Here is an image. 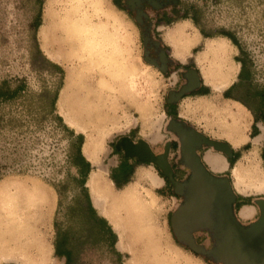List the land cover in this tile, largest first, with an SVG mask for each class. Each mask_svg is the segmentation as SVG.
Returning <instances> with one entry per match:
<instances>
[{
	"label": "rangeland",
	"instance_id": "374dc122",
	"mask_svg": "<svg viewBox=\"0 0 264 264\" xmlns=\"http://www.w3.org/2000/svg\"><path fill=\"white\" fill-rule=\"evenodd\" d=\"M140 5L147 12L138 18L125 7V0H0V82L7 81L10 89L21 85L28 96L42 91L52 95L60 84L61 75L50 63L59 65L64 75L56 103L57 114L76 134H83V144L89 137L102 141L99 157L95 163L90 162L92 170L112 182L116 191L125 186L136 188L139 197L151 204L152 210L147 216L149 239L135 243L127 238L133 236L136 228L133 219L129 222L123 211L117 213L111 209L110 201L105 200L96 207L120 236L121 247L119 238L116 247L121 257L109 246L102 245L85 248L77 264H151L148 260L151 254L168 256L174 260L172 264H222L198 257L177 242L170 217L181 199L172 194L162 179L156 185L151 183L148 173L158 176L152 165H137L128 181L116 186L111 169L117 166L121 155H114L112 148L122 136L130 133L134 140L143 139L154 151L160 150L174 137L166 127L168 109L215 138L226 139V129L234 123L244 126L248 135L252 123L250 115L239 104L225 99L222 91L236 79L240 68L235 61L238 57L252 62L256 81L264 85V0H181L152 10H148L146 2ZM175 9L188 17L174 21ZM39 17L41 24L34 31ZM154 22H157V31L153 28V32L148 29L147 33L142 32L143 26L151 29ZM162 22L169 25L161 27ZM176 22L181 23L175 25ZM101 23H105L103 31ZM220 31L233 34L243 51L225 39H215V33ZM106 32L110 37L103 40ZM157 34L167 39L175 57L182 60L176 70L162 72L156 65L144 61L147 55L143 41L148 36L158 41ZM93 37L102 39L103 51L91 48L87 41ZM196 56L198 62L204 63L201 67L195 65ZM188 66L186 74L190 69L196 72L198 67L209 83L230 71L232 78L224 87L220 83L217 90L209 88L207 95L201 96L200 90L198 94L184 97L172 109L168 106L169 93L180 90L186 79L182 72ZM261 132L256 143L262 139L263 128ZM262 142L263 139L258 145L251 142L250 150L243 152L239 161L244 165L246 176L251 174L249 179L244 177L250 187L255 182L252 177L262 170ZM75 146V138L52 116H46L39 103L29 106L14 100L0 106V189L8 187L7 193L13 195L23 187L33 188L45 196L46 205L37 230L43 228V234L39 233L38 237L44 238L47 244L53 239V215L49 216L53 196L55 203L57 200L49 182L67 181L68 174H74L68 156L75 152ZM241 172V166L233 171L243 179ZM66 187V201H69L77 190L72 189L75 185L69 181ZM241 193L248 201L264 197L252 188H244ZM9 197L6 192H0L1 228L10 225L14 217L8 207ZM6 233L4 230V235ZM197 239L210 245L201 237ZM147 249L159 253H145ZM4 256L1 255L0 264H4ZM55 260L52 257L50 262ZM159 260L160 256L153 263Z\"/></svg>",
	"mask_w": 264,
	"mask_h": 264
},
{
	"label": "trees",
	"instance_id": "16d2710c",
	"mask_svg": "<svg viewBox=\"0 0 264 264\" xmlns=\"http://www.w3.org/2000/svg\"><path fill=\"white\" fill-rule=\"evenodd\" d=\"M181 18L185 17L182 16L179 19ZM40 24L39 17L34 24V31H36ZM215 34L230 38L235 46L240 51H243V47L238 45L237 39L233 34L224 31ZM235 61L241 64L237 81L226 89L223 95L226 98H235L250 110L254 117V124L252 125L250 134L253 137L258 134L256 123L259 121L264 123V85L256 81L252 62H247L241 57L235 58ZM50 64L61 75L60 84L52 95L48 91H42L35 96H28L23 93L21 85L10 89L9 83L4 80L0 82V106L14 100H19L21 105L28 104L29 106L39 103L43 113L46 116H52L76 140L75 152L68 156V163L74 169V174L69 173L66 177L67 181L49 182L57 194V206L53 220L54 256L58 259H64V264H77L79 255L85 248H99L102 245H107L113 253L121 257L119 253L115 252L117 235L108 220L99 214L93 206L89 190L86 186L92 166L82 153L84 136L81 133L76 134L73 129L63 122L62 117L57 114L56 103L62 88L64 73L59 65ZM249 147L250 144H246L242 147V150H246ZM112 153L114 155H121L117 166L111 169V178L117 187L127 182L136 165L146 164L141 161H134L129 164V158L122 156V152L114 145ZM236 155L238 156L239 153ZM262 157L264 159V146L262 148ZM158 175L164 178L160 172H158ZM68 181L74 183L75 187L72 189H76L77 193L71 196L69 201H66L68 190L66 186ZM165 182L169 184L166 179Z\"/></svg>",
	"mask_w": 264,
	"mask_h": 264
},
{
	"label": "crops",
	"instance_id": "0c3cea01",
	"mask_svg": "<svg viewBox=\"0 0 264 264\" xmlns=\"http://www.w3.org/2000/svg\"><path fill=\"white\" fill-rule=\"evenodd\" d=\"M181 22H176L175 25H177L178 23H181ZM168 29H171V27H168ZM199 33L201 34L200 30H199ZM208 37H210L211 39L214 38V36H208ZM217 38L225 39L229 43H231L232 46L236 47L235 44L233 43V41L230 38H227V37L222 36L220 34L215 35V39H217ZM163 41H164V43L166 45H168L170 47L173 57L175 59H177L179 62H181L182 60H180L177 57H175V55L173 53V48L169 44L167 39L165 38V39H163ZM203 50L204 49L202 48V51ZM197 56H196V59H195V61H196L195 65L197 66V64H198L201 67L202 65H204V63L198 62L197 61ZM184 59H185V57H184ZM195 70H196V73H197V75L199 77V85L192 92L184 94L177 101L168 102V106L172 107V109L174 108V106H176L178 104L179 101H181L184 97H187L188 95H192V94H195V93L198 94L197 92H199L200 90L201 91L203 90L202 92L200 91V95L204 96V95H207L209 88H213V89L217 88V89H219V85L221 83V79L215 78V80L213 82L209 83V82H207L205 80L204 76L202 75L201 69L199 71L198 67H196ZM239 70H240V68H239ZM238 73H239V71H238ZM238 73L236 75V79L234 81H232L230 85L226 86L225 89H223L222 95H223V93L225 92L226 89H228L234 82L237 81ZM186 84H187V80L185 79V81L183 82L181 87L186 85ZM203 88H205V90ZM170 92H177V90H173V91H170ZM223 97L225 99H227V100H230V101H233V102L239 104L242 108H244L248 112V114L250 115V117L252 119V123H251V126H250V129L252 130V125L254 124V117H253L252 113L250 112V110L244 104H242L241 102H239L235 98H226L224 95H223ZM168 110H170V109H168ZM186 120L187 119H185L182 115L176 114L174 111L170 110L169 121H168V124L166 126L167 130H168L169 124L172 121H178L179 122L178 126H179V129H180L181 133L189 139V140H187V144L189 146V149H191V148L193 149V153L199 159L201 164L205 167L206 171L214 178L227 179L228 180V182L230 184V187H231V191H232V193L234 195V198H235L234 202H232V205H231L232 209L231 210H232L233 216L236 219V221L243 227H249L252 224L256 223L260 219V216H261V209H260L258 203L259 202H264V197H258V198H255L253 201L252 200L248 201V199H245L246 198L245 195L243 193H241V192H242V190H244V188L245 189L246 188H252L256 192L264 194V190H261L260 188H257L255 186V182H252V184H251V185H253V187H250L247 184H245L246 180L244 179V177L246 176V173L244 172V165L242 164V162H239V161L242 159V155L241 154L243 152H247V151L250 150V147H251V144H252L251 142H253V144H255L256 141H258L257 137L262 135L261 129L262 128L264 129V123L262 121H259V122L256 123L257 129H258V134L253 136V137L250 136L251 131L247 135V132H246L244 126H238V124L234 123L233 126H231L228 129H226V139H219V138H215L213 136H209V135L205 134V132L197 129L195 126H193L191 123H189V121H186ZM168 131L174 137L170 138L168 141H166L162 145L161 149L158 150V151H154L153 148L151 147V145L147 141H145L143 139L134 140L133 137L130 135V133H128L127 135L122 136L119 139V141L114 143V146H116V147L118 146V150H120L122 152V154H123L122 156H125L126 158H129L128 163L130 164V163H132L134 161H139V160L135 156L134 157H127L125 155L123 147H122V144H121V140L123 138H127L133 144H138L140 141H144L148 145L150 151L153 153L154 156L157 157V156L166 155V161H167V163L169 165V171H170L172 180H174L175 182L181 183V184H185L191 178L194 177V173H193V170L191 169V167L187 164V160L188 159L186 157H184L183 150H182L183 149V141L179 138V136H177L176 133H174V132H172L170 130H168ZM241 133H243V135H241ZM240 136H243L245 139L242 140L239 143V139H240L239 137ZM262 139L264 140V134L262 136ZM261 140L259 141V143L261 142ZM259 143H256V145H258ZM246 144H250V147L248 149H246V150H242V147L244 145H246ZM224 145L227 146V148H223ZM167 146L169 148H168V151L166 152L165 149H166ZM263 146H264V142L261 143L260 160H261L262 165H261L260 170L261 169L262 170L259 171V172L264 175V159L262 157V148H263ZM237 153H239L238 156L236 155ZM231 162H232V164H231ZM142 165H145V164H142ZM146 165H152L153 168L155 169V171L157 172V175H158V172H160L164 176V178L169 183L168 185L170 187V190H171L172 194L175 197H179L181 199V202H180V205H179V207H180L183 204V202H184V198H183V196H180V195H177V194L174 193V186L168 180L167 176H165L162 173L161 169L156 164H154V163H146ZM240 166L242 168L241 174H242L243 179H242L241 183L238 185L237 184L236 174L233 173V171H234L235 168L239 169ZM135 167H137V165ZM132 174H133V172H132ZM250 175L251 174H249L245 178L249 179ZM164 178L160 177V179H162L165 182ZM53 199H54V204H53V208H52L49 216L53 215V220H54L55 211H56L55 205L57 206V200H56V203H55L54 196H53ZM91 201H92V198H91ZM236 207H237V209H236ZM54 208H55V210H54ZM216 218H215V225L219 224V222H220L219 220L217 221ZM53 220H52V229H53ZM9 226H11V225H9ZM170 226H171V217H170ZM5 228H8V227L5 226L4 228L3 227L1 228V226H0V231L2 232V233L0 232V235H1L0 236V238H1L0 242L3 244L2 248L0 249V258H2L1 257L2 254L5 255L4 259H3L4 264H26L28 257H26V255H24V256H19L18 255V253H25V252H23L21 250H17L16 248H14L15 244H14L13 241L16 238H18V237H16L15 235L13 236V234H14L13 231H11L10 229L6 230ZM42 229L43 228H39V230H37V232H36V235L39 234V233L43 234L42 233ZM171 229H172V227H171ZM4 230L7 232L5 235H4ZM114 232L116 233L117 231L114 230ZM172 233H173V231H172ZM116 235L118 236L117 233H116ZM217 236H219V230L217 228H215V232L204 229V230H197V231H195L193 233V237L195 239L196 244L199 245V246H202L206 251L213 250V248L215 246L214 243L218 239ZM197 237H201L202 239H205L204 241L210 243V245H205L204 243L198 242ZM53 238H54V229H53ZM117 238H119V243H120V236H118ZM117 242H118V239H117ZM117 242L115 244V252L120 253V251L116 247ZM48 245L50 246V248L52 250L53 259L54 260L57 259V260H55L56 262H58L60 264H64V259H58V258H56L54 256L53 239H52V243H49ZM180 245L185 247V249H187L188 251L193 252L187 246L182 245V244H180ZM119 246L121 247V243L119 244ZM4 253H11V254H10V256H7ZM12 253L14 255H12ZM195 255H197L198 257L205 258V259L215 263V261L213 259L209 258V257L198 255V254H195ZM215 260H217L219 263H222V264H226L225 262L227 261L226 258L220 257L217 254L215 255ZM52 264H54V263H52Z\"/></svg>",
	"mask_w": 264,
	"mask_h": 264
},
{
	"label": "water",
	"instance_id": "95a60500",
	"mask_svg": "<svg viewBox=\"0 0 264 264\" xmlns=\"http://www.w3.org/2000/svg\"><path fill=\"white\" fill-rule=\"evenodd\" d=\"M144 61L155 65L146 57ZM161 71L164 72V69ZM186 80L187 84L178 92L169 93L168 102L177 101L199 85V77L193 69L189 70ZM178 124V121H172L168 130L176 133L183 141L184 157L188 159L187 164L194 173V177L185 184L172 180L166 155L154 156L144 141L133 144L127 138L121 140L127 157L135 156L139 161L156 164L174 186V193L183 196V204L171 216L175 239L195 254L209 257L214 261L217 254L227 259L226 264H264V202L258 203L261 209L260 219L249 227L241 226L231 210L235 198L228 180L214 178L206 171L193 153V149H189L187 144L189 139L181 133ZM168 148L167 146L166 152ZM223 148L227 146L224 145ZM215 218L220 221L217 225ZM215 228L219 230V236L213 250L206 251L196 244L193 237L195 231L205 229L215 232Z\"/></svg>",
	"mask_w": 264,
	"mask_h": 264
},
{
	"label": "bare ground",
	"instance_id": "6f19581e",
	"mask_svg": "<svg viewBox=\"0 0 264 264\" xmlns=\"http://www.w3.org/2000/svg\"><path fill=\"white\" fill-rule=\"evenodd\" d=\"M104 24L105 23L100 24L101 31H103L102 29L105 28ZM109 37H110L109 33H107V35L104 34L103 40ZM78 42L79 41H77V43ZM87 42L91 44L90 45L91 48L95 49V51L97 52H99V50L103 51V41L101 38L99 39H94V37L89 38ZM232 73L233 72L230 71L221 78L222 87L227 85L231 81ZM69 91H72L70 87H69ZM241 135H243V133H241ZM239 138H240L239 143L245 139L243 136H240ZM101 143L102 141L100 138L89 137L87 138L86 142L83 144L82 153L89 162L92 163L96 162L97 158L101 153ZM148 177L153 185L154 184L156 185L161 182V179L155 174L148 173ZM236 177H237V184L239 185L242 179L240 178V176L238 177L237 174ZM252 179L255 181V186L257 188L264 190L263 174H261L258 171L252 177ZM111 183L112 182H108L101 174L93 170L91 171L86 186L90 192L94 207H98L105 200L106 202L110 201L111 209H114L115 212L117 213L118 211H123L125 216H128L126 217L127 221L132 222L133 219L134 222L136 223V228H134L135 230H133L134 232L132 233L133 236H127V238L130 239L132 243L140 242V240L149 239L147 235V223H148L147 216L149 212L152 210L150 202L142 200L139 197V194L137 193V189L134 187L125 186L123 189H119L118 191H116L114 188H112ZM16 189H20V187ZM9 190L10 188L8 187H4L2 191L0 189V192H6L8 197L10 196L9 197L10 206L8 207H9V211L13 212L10 214L14 216L13 220L10 222L11 226L7 225L6 227L8 228L5 229L9 230L11 228L14 233V234L12 233L13 236L15 235L16 237H18L13 241L15 244L14 248L25 252V253H18V255L19 256L26 255V257H28L27 258L28 263L26 262V264H52V263L60 264L56 261L50 262L52 258L51 256L52 251L50 246L46 243L44 238L38 237V234L36 235L39 226L37 222H39L42 216L43 209L46 205L45 196L39 190L33 188L27 189L23 187L22 190H16L17 193L15 192V194L13 195L7 193ZM10 207H13V210ZM112 223L118 225L117 222L112 221ZM122 227L125 228L124 226ZM123 236L124 235H121V237ZM2 246L3 244L0 242V249L2 248ZM145 253H159V252L155 250L147 249L145 250ZM4 254L10 256L11 253H4ZM12 255L14 254L12 253ZM159 256L161 258V260L159 261H161L162 264L174 263V260H172L168 256L161 254L160 255L151 254L149 255L148 260L151 264H160L159 261L157 263H153L155 259L156 260L159 259Z\"/></svg>",
	"mask_w": 264,
	"mask_h": 264
},
{
	"label": "flooded vegetation",
	"instance_id": "af4514ba",
	"mask_svg": "<svg viewBox=\"0 0 264 264\" xmlns=\"http://www.w3.org/2000/svg\"><path fill=\"white\" fill-rule=\"evenodd\" d=\"M180 1L181 0H125V7L128 6L130 11L133 12L134 14H136V16L138 18H140L143 16L144 12H147V11H145V8L142 5H140V3L146 2L148 10H152V8H154V7H166L169 4H172L173 2L178 3ZM125 7L122 6L123 9ZM175 10H177V9H175ZM182 16H184L186 18L187 14H185L184 12L181 13V12H179V10H177V14L175 17L176 19L174 21H178V20L180 21L181 19H184V18L179 19ZM139 20H141V19H139ZM172 22H170V24ZM156 23L157 22H154V24H152L151 29L148 26H147L148 28L146 26H143L144 29L142 30V32L147 33L148 31L146 29L153 32V28L155 31H157ZM137 24L141 28L139 22H137ZM159 25H161V27H165L166 25H169V24H167L166 22H162ZM157 35L159 38L158 41H156V40L152 41L150 39L151 36L146 37V41H143L144 49H146L145 50V56L146 55L148 56L147 60L150 61L151 63H154L157 66V69H159L160 71L162 69H164L166 71L170 70V69L176 70L178 68L179 64H181V62H179L177 59H175L173 57V55L169 49L170 47L168 45H166L165 43H164L165 45L162 44L163 39H161L162 38L161 34H157ZM165 46H167V48L169 47L168 50L165 49ZM164 53L167 55L166 57H165ZM189 67L190 66L185 67L184 71L182 72L186 76H187V74H186L187 69ZM191 67L194 68V66H191ZM183 74L181 76H183ZM168 112L170 113V110H168Z\"/></svg>",
	"mask_w": 264,
	"mask_h": 264
}]
</instances>
